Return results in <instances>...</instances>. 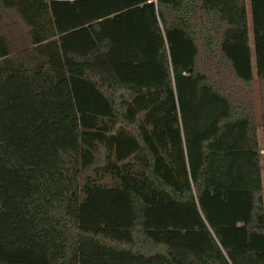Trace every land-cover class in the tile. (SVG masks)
Instances as JSON below:
<instances>
[{
    "label": "trees",
    "instance_id": "obj_1",
    "mask_svg": "<svg viewBox=\"0 0 264 264\" xmlns=\"http://www.w3.org/2000/svg\"><path fill=\"white\" fill-rule=\"evenodd\" d=\"M248 6L0 0V264H264Z\"/></svg>",
    "mask_w": 264,
    "mask_h": 264
},
{
    "label": "rangeland",
    "instance_id": "obj_2",
    "mask_svg": "<svg viewBox=\"0 0 264 264\" xmlns=\"http://www.w3.org/2000/svg\"><path fill=\"white\" fill-rule=\"evenodd\" d=\"M247 17H248V28H249V45L251 48V56L253 55L252 50V38H251V23H250V9L247 0ZM0 32L6 34L14 52H23L28 46L27 29L21 23L19 17L12 10H3L0 15ZM253 63V60H252ZM261 99V97H260ZM257 124L259 120L256 118Z\"/></svg>",
    "mask_w": 264,
    "mask_h": 264
},
{
    "label": "water",
    "instance_id": "obj_3",
    "mask_svg": "<svg viewBox=\"0 0 264 264\" xmlns=\"http://www.w3.org/2000/svg\"><path fill=\"white\" fill-rule=\"evenodd\" d=\"M252 96H253V105H254V114L255 119L259 120L258 124L262 123L261 112V99H260V90H259V83L258 79H254L252 82ZM257 122V120H256Z\"/></svg>",
    "mask_w": 264,
    "mask_h": 264
}]
</instances>
